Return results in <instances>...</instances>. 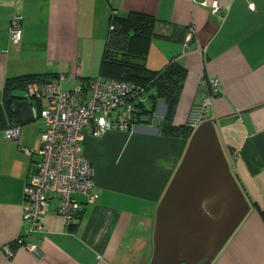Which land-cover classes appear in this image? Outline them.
<instances>
[{"label": "crops", "instance_id": "obj_1", "mask_svg": "<svg viewBox=\"0 0 264 264\" xmlns=\"http://www.w3.org/2000/svg\"><path fill=\"white\" fill-rule=\"evenodd\" d=\"M216 2L220 14L213 13ZM134 13L156 22L147 67L159 72L176 61L187 71L175 126L187 125L191 110L208 95L205 65L220 82L205 121H214L251 210L212 264H264V0H0V264H150L156 212L190 141L160 134L164 101L151 125L101 138L87 134L82 153L94 169L99 198L87 204L75 196L81 207L70 227L51 200L43 232L28 238L41 258L17 242L28 227L25 187L37 174L44 129L39 112L46 100L32 102L40 124L21 129L19 140L4 135L12 124L4 112L8 80L56 75L73 89L101 78L112 16ZM15 16L23 17L19 42L10 33ZM190 28L195 40L185 48ZM198 44L206 47V64ZM144 99L148 106L149 97Z\"/></svg>", "mask_w": 264, "mask_h": 264}, {"label": "built area", "instance_id": "obj_2", "mask_svg": "<svg viewBox=\"0 0 264 264\" xmlns=\"http://www.w3.org/2000/svg\"><path fill=\"white\" fill-rule=\"evenodd\" d=\"M212 9L214 14L223 12L218 2ZM22 28L23 17L15 16L10 29L14 42L21 40ZM194 40L195 31L190 28L184 47L188 48ZM196 52L206 64V47L198 44ZM64 80L65 77L59 76L46 83L33 82L24 91L32 102L47 101L39 112L44 129L38 152L40 161L36 164L37 174L25 187L27 206L23 217L28 227L17 242L19 248L26 249L35 258H41L43 253L28 242V238L43 232L51 200H57V213L65 226L70 227L76 222L81 207L75 196L85 197L87 204H94L99 198L94 169L82 153L87 134L91 132L101 138L109 132L131 133L138 126L139 107L146 105L144 97L147 91L135 83L97 78L88 84L65 89L62 85ZM203 85L208 95L200 106L192 109L187 123L193 130L205 121L219 93L217 77L208 75L203 79ZM21 134L20 126L10 127L4 132L8 140H19ZM237 156L234 153L231 158L237 159ZM8 253L11 254L10 251Z\"/></svg>", "mask_w": 264, "mask_h": 264}, {"label": "water", "instance_id": "obj_3", "mask_svg": "<svg viewBox=\"0 0 264 264\" xmlns=\"http://www.w3.org/2000/svg\"><path fill=\"white\" fill-rule=\"evenodd\" d=\"M15 98L18 125L34 123L32 100ZM250 210L214 121L202 122L158 206L150 264H212Z\"/></svg>", "mask_w": 264, "mask_h": 264}, {"label": "trees", "instance_id": "obj_4", "mask_svg": "<svg viewBox=\"0 0 264 264\" xmlns=\"http://www.w3.org/2000/svg\"><path fill=\"white\" fill-rule=\"evenodd\" d=\"M155 23L154 18L138 13L131 14L127 18L113 15L102 58L100 76L103 79H114L141 85L147 93L154 88L155 93L150 95L148 106L139 107L137 125H151L158 102L164 101L166 113L161 126H159L160 134L175 138L184 137L190 140L194 130L188 124L183 126L173 124L184 83L187 79V71L176 61L171 62L165 70L159 72L151 71L147 67L146 62L151 44L157 37ZM207 76L205 65L203 79ZM58 78L59 76L56 75L50 77L27 75L6 82L4 112L8 122L12 123L10 127L19 126L14 107L15 93L25 91L26 87L33 82L46 83ZM37 103L40 104V102ZM2 121L5 122V118Z\"/></svg>", "mask_w": 264, "mask_h": 264}, {"label": "rangeland", "instance_id": "obj_5", "mask_svg": "<svg viewBox=\"0 0 264 264\" xmlns=\"http://www.w3.org/2000/svg\"><path fill=\"white\" fill-rule=\"evenodd\" d=\"M64 86V88L65 89H68V87H66L65 86V84L63 85ZM155 93V90H154V88L153 89H151L145 96H146V98L147 97H150V95H152V94H154ZM17 95H19V96H23L24 94H25V92L24 91H20V92H17L16 93ZM46 103H47V101H46ZM165 104V103H164ZM47 105V104H46ZM165 106H166V104H165ZM159 112H161V108H160V111ZM160 114V113H159ZM35 123H37V124H40L39 123V121L38 120H36V122H34V123H32V124H35ZM41 124H43L42 122H41ZM28 125H30V124H28ZM27 125V126H28ZM25 126H23V127H21V129H23Z\"/></svg>", "mask_w": 264, "mask_h": 264}]
</instances>
